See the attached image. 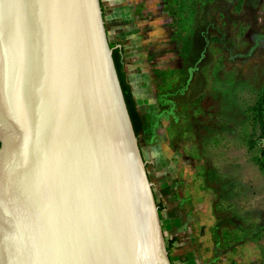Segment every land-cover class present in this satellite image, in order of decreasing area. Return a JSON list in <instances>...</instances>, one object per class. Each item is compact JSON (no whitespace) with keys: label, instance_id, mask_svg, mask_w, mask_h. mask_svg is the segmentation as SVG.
<instances>
[{"label":"water","instance_id":"water-1","mask_svg":"<svg viewBox=\"0 0 264 264\" xmlns=\"http://www.w3.org/2000/svg\"><path fill=\"white\" fill-rule=\"evenodd\" d=\"M0 264H172L100 0H0Z\"/></svg>","mask_w":264,"mask_h":264},{"label":"rangeland","instance_id":"rangeland-1","mask_svg":"<svg viewBox=\"0 0 264 264\" xmlns=\"http://www.w3.org/2000/svg\"><path fill=\"white\" fill-rule=\"evenodd\" d=\"M100 4L104 26L111 32L109 44L128 41L125 70L133 96L144 104L148 124L155 113L150 102L157 98L164 109L172 108L167 112L172 117L187 114L185 107H190V153L206 157V194L212 197L216 190L212 184L221 181L216 173L220 158L215 144L231 127L237 129L238 157L244 153L257 167L259 150L253 146V139L260 126L253 107L264 86V0H100ZM133 10L140 21H133L134 30L130 24L126 33L124 27L130 21L126 13ZM144 136L137 137L138 144L139 137ZM163 185L159 183L152 191H164ZM259 186L264 189V182L254 183L257 193ZM225 190L222 188L224 194ZM161 200L155 199L167 247L173 238L170 231L181 227H169L174 222V209H168ZM227 200L220 201L217 208L212 206L213 213L224 215L221 241L216 245L222 257L199 260L194 249L187 260L183 257L187 253L171 247L168 255L172 264H264V244L256 238L259 234H252L264 232L258 226V213L251 223L243 222L245 227L234 214L229 196ZM254 211L248 210L249 214ZM199 241L194 242L197 247L202 244ZM206 244L209 249L213 246Z\"/></svg>","mask_w":264,"mask_h":264},{"label":"crops","instance_id":"crops-1","mask_svg":"<svg viewBox=\"0 0 264 264\" xmlns=\"http://www.w3.org/2000/svg\"><path fill=\"white\" fill-rule=\"evenodd\" d=\"M126 17L130 20V23L127 22L129 25L126 24L124 27L127 33L130 24H132V27H129L130 30H134L133 21L138 24L140 20H137L138 16L135 10L131 14L126 13ZM105 27L109 39L111 32L107 26ZM117 44L116 47L122 49L123 58L128 63L127 54L130 50L128 41L118 40ZM132 91L134 92L133 88ZM134 98L142 120L140 135H145L144 139L139 137V147L147 168L148 178L152 181V189L156 188L159 183H164V191L159 193L153 190L155 199L160 200L161 198L168 209H174L171 219L174 222L169 227L176 229L178 224L181 227V230L176 232L170 231L173 234V238L170 240V242H174L172 247L187 253L186 256H183L187 260L191 259L190 255L194 249H197L195 258L199 260L220 257L221 250L216 249V245L221 241L224 215L223 213H213L212 206L217 208L220 201L227 203V196H229V202L230 200L233 202L231 205L235 207L234 214L240 216L242 223L254 219L256 212L259 217L257 219L258 226L264 228V189L259 186V193L254 191V183L264 182V176L251 161H248L243 155L244 153L238 157L237 129L229 125L231 127L228 131L229 134L219 137V141L215 144L217 147L216 156L219 155L220 158V163H217L219 171L216 173L219 174L221 181L212 184L216 190L213 191L211 197L206 194V157L200 155L199 152L196 156L190 153V107L188 105L185 107L188 111L187 114H182L178 118L172 117L170 113H167L172 108L164 109L157 98L154 102H150V107L155 108V113L151 115L148 124L147 113L143 109L144 104L138 102L136 96ZM185 109L182 107V111ZM147 131L150 132L148 136H146ZM236 168L238 169L231 170ZM222 188H225L228 194H224ZM178 206L182 207L181 211ZM248 210L255 211L249 214ZM244 226L247 227L245 224ZM207 229L210 231L207 232ZM211 229L213 230L211 231ZM254 233L259 234L256 238L259 239V243L264 244V232H252V234ZM179 237L182 239L179 240ZM196 241L202 244L197 247L194 244ZM206 243L213 246L210 245L209 249ZM208 254L211 255L208 256Z\"/></svg>","mask_w":264,"mask_h":264},{"label":"trees","instance_id":"trees-1","mask_svg":"<svg viewBox=\"0 0 264 264\" xmlns=\"http://www.w3.org/2000/svg\"><path fill=\"white\" fill-rule=\"evenodd\" d=\"M117 45H118L117 43L110 44V47L113 48V60L116 66V70L122 87L127 109L133 124V128L136 136L138 137L142 131V120L136 106L135 98L132 93L131 84L128 82L127 72L125 70L127 61L123 58L124 52L122 51V49L117 48L116 47ZM253 114L255 121L260 126L259 128L260 133L253 139V146L255 147L256 138L264 136V86L261 90V93L258 96L256 105L253 107ZM256 165L260 170L261 174L264 176V155L260 151H259V157L257 158L256 161ZM173 243L174 242H170V244L167 246V250L168 249L170 250V248L173 246Z\"/></svg>","mask_w":264,"mask_h":264},{"label":"built area","instance_id":"built-area-1","mask_svg":"<svg viewBox=\"0 0 264 264\" xmlns=\"http://www.w3.org/2000/svg\"><path fill=\"white\" fill-rule=\"evenodd\" d=\"M255 147L264 155V136L256 138Z\"/></svg>","mask_w":264,"mask_h":264},{"label":"snow or ice","instance_id":"snow-or-ice-1","mask_svg":"<svg viewBox=\"0 0 264 264\" xmlns=\"http://www.w3.org/2000/svg\"><path fill=\"white\" fill-rule=\"evenodd\" d=\"M17 7V5L16 4H8V5H6V8H10V9H14V8H16Z\"/></svg>","mask_w":264,"mask_h":264}]
</instances>
